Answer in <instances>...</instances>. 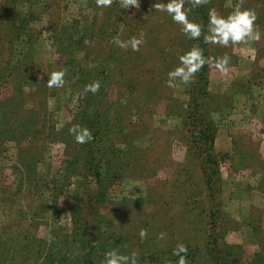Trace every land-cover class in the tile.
<instances>
[{
  "label": "rangeland",
  "instance_id": "374dc122",
  "mask_svg": "<svg viewBox=\"0 0 264 264\" xmlns=\"http://www.w3.org/2000/svg\"><path fill=\"white\" fill-rule=\"evenodd\" d=\"M156 2L160 0H138V8H121L126 16L120 22L130 25L129 37L143 41L139 51L146 63L136 76L140 81L144 75L141 84L146 99L122 109L131 126L125 133L132 135L120 134L115 145L122 148L129 142L138 152L125 158L127 166L111 167L103 181L108 186L104 203L95 204L90 193L93 177H71V185H58L69 158L67 151L78 147L71 134L66 143L53 142L45 134L31 141L37 148L31 164L14 141L17 133L6 122L35 113L45 133L71 128L81 107L77 85L65 75L63 87L49 88L48 76L62 71L68 41L78 44L72 56L81 69L95 66L107 49V43H102L103 52L94 56L101 43L99 32L110 30L114 14L108 8L96 11L82 0H35L30 7L25 2L5 6L0 0V105L7 107L0 109V123L7 127L0 131V264H56L46 254L58 251L62 235L74 229V209L89 227L106 226L116 232L121 253H137V264H178L179 258L173 255L178 244L188 249L185 264H216V257L224 253V241L242 248L235 249L241 260L249 259L254 249L264 251V232H251L249 227L261 217L264 229V0H240L243 8L255 11L261 39L229 47L204 44L208 21H199L192 11L188 18L202 26L204 35L187 43L181 25L165 12L158 16L153 7ZM237 2L211 0L212 8L222 16ZM143 28H155V35L167 28L175 30V41L170 46L161 35L150 38ZM85 29H92L97 39L81 38ZM162 35L166 37L167 32ZM187 44L204 48L207 60L206 81L198 83L195 91L198 101L199 87L204 86L205 105L191 115L185 104L199 72L189 84L177 81L174 89L165 83L167 73L178 66L179 56L187 52ZM225 55L230 58L229 70L221 73L214 62ZM206 128L214 135L211 149L201 134ZM76 153L82 167L80 148ZM140 160L154 164L143 166ZM54 189H58L57 198L50 192ZM180 205L188 213H180ZM141 229L147 232L143 240Z\"/></svg>",
  "mask_w": 264,
  "mask_h": 264
},
{
  "label": "trees",
  "instance_id": "16d2710c",
  "mask_svg": "<svg viewBox=\"0 0 264 264\" xmlns=\"http://www.w3.org/2000/svg\"><path fill=\"white\" fill-rule=\"evenodd\" d=\"M82 1L90 3V7H95L96 11L98 10L96 3L91 2L95 0ZM23 2H25L26 5L30 7L35 2V0H4L3 4L7 6V4L10 3V7H12L15 5V3L17 4ZM190 7V2H186V4H184L185 10L190 14V11L198 14L199 21H202L203 23L208 21V10L213 9L211 0H209L208 4L202 7L195 9L191 8V10H188ZM108 10H110L108 12L110 15H112V13L114 14L113 19L110 20V30H104L105 28L103 30L101 29L99 32L100 39H98V41L101 42L100 46L98 47L99 51L96 50L94 53V56H96L98 53L103 52V49L101 48L102 43H107L105 55L100 58L99 62H97L95 66H92L91 69H81L78 63L74 61L72 56L74 45L78 44H74V41H68L64 47V54H66L68 57L63 55L66 57V60L60 68V70L64 71L65 75L71 77V79L69 78L68 80H74L75 84L77 85L78 94L80 96L81 107L75 114L74 125L79 124L83 127H87L92 132L93 139L90 142L84 144H78L74 140V144H78V147L74 145V147H71L67 151L69 158L66 159L67 161L65 160L67 165L63 170L64 172L61 176V180L58 179V185L60 187L71 185L73 183L71 177H93L95 179V183L93 188H90V193H92V199L94 200L95 204L104 203L103 199L105 198V193L108 189V186H106L103 181L107 178V173L111 167L115 166L118 170L120 166H127L129 161H126L125 158L129 156L130 159L132 156H134V153L138 152L136 147L134 148V146L129 142L122 148L116 147L115 145V140L119 139L120 134L127 138H130L128 135H132V132H130V134L125 133V131L129 130L131 126L128 125L127 118H123L122 109L123 107L127 106L133 107L138 103V101L141 103L146 99V96L143 95V84H141V80L144 79V75L141 74L140 81L139 77L136 76V74L139 75V73H137V69L142 67L146 63V60L144 56L140 54L139 50L133 51L130 47L128 49H122L113 43L114 38L125 41L130 39V31H128L130 30V25L126 24L125 22H120L122 17H125L126 14L125 11L123 13V10L119 7L117 0H113V3L110 7H108ZM158 16L161 17L160 11H158ZM191 16L193 15L191 14ZM93 25L94 24L91 26ZM163 29L165 30V28ZM142 31H146V28H143ZM163 32H167L166 37H163ZM146 33L151 34L148 36L150 38H155L158 35H161L163 41L164 38H168V44L172 46L177 32H175V30L170 31L167 28L165 31L160 30V34L158 33L155 35V28H151L149 31H146ZM202 33L204 35L203 30ZM85 35H88V39H86V41L94 37L97 39L98 36L97 34L95 36L92 29H85L81 38L84 39ZM203 35L201 34V39H203ZM108 41H110L109 44ZM187 41V43H190L192 39L187 37ZM78 43H80V41ZM190 49H192V46L190 47L187 44V51ZM202 52L205 56L206 52L204 48H202ZM93 60L94 59L91 60V64H93ZM93 68L95 69L94 73L92 72V70H94ZM206 70L207 68L204 65L197 74V83L192 85L189 89L187 99L188 101L185 104V108L190 115L193 114L196 108H202L205 105L203 99L206 95L204 94V86L199 87V91H201V97L198 101L195 97V91L196 85L198 83H204L206 81ZM97 81L100 83L99 91L96 93L84 91L86 85ZM6 108L7 107L5 105H0V109L3 111ZM113 114L115 115L114 120L111 118ZM38 118L39 116L34 113V116L31 117H23L20 115L14 117L13 119H9V121L6 122L9 130L13 134L17 133L18 137L16 136L14 141L16 144H18V146H20V152H23L28 158L31 159V164L37 154V148L34 149L32 147V144H30L31 141H38L42 139L43 135L45 134V137L53 139V142L62 141L66 143L68 137L70 136L68 128H65L59 132H55L54 134H49L52 133L51 131L45 133L46 130L44 124L40 125ZM119 125L122 126L121 130L117 129ZM2 127H4V129H2ZM208 129L209 128H206V131L202 130L201 134H203V138L208 140V148L211 149L214 135L213 132L209 131ZM1 130H7L5 124L0 123V131ZM79 148L81 151L79 155H82L81 157H83L81 162L83 163L82 167L86 169V174L82 173V167L79 164L80 160L76 153V150ZM143 156L146 157L145 155ZM119 157L122 158L121 162L123 161V163H119L117 161ZM116 161L117 164H115ZM139 163H143V166L147 167H150L154 164L153 161L148 163L145 162V160H140ZM78 164L80 165V168ZM210 173L211 170L208 171V174ZM23 179L24 177H21L20 181L22 182ZM52 191V196L57 198L58 189L50 190V192ZM187 205L188 202L186 203V206ZM179 211L180 213H188L185 205H180ZM71 219L73 221L74 229L71 230L70 234L67 233L62 235V238L57 245L58 251L51 252V250H49L48 254H46L48 257H53L56 261V264H104V254L105 252L109 251V249H116L121 253V250L119 249L120 246H118L120 240L116 237V232L112 231L111 228L109 231V228L106 226L101 228H99L98 225L89 227L88 222L84 216L80 214L78 209L72 210ZM249 227L251 228V232H264V229L262 228L261 217L252 220L249 223ZM213 241L214 244L217 245L215 239H213ZM68 244H72V247H69ZM221 246H223L224 253L221 256L216 257V264H233L234 262L236 264H264V251L259 248L253 250V254L249 259L241 260L239 256L238 258L235 256V249L242 250L240 246L229 245L226 243V241L223 243L221 242ZM74 251V259L71 258V262H67L68 257H71V254H73ZM57 253H60L61 255L58 256ZM188 255H185V257ZM80 259L81 262H79ZM232 261L233 263H231Z\"/></svg>",
  "mask_w": 264,
  "mask_h": 264
},
{
  "label": "clouds",
  "instance_id": "9594fccd",
  "mask_svg": "<svg viewBox=\"0 0 264 264\" xmlns=\"http://www.w3.org/2000/svg\"><path fill=\"white\" fill-rule=\"evenodd\" d=\"M191 8H199L209 3V0H189ZM98 8H108L113 0H95ZM121 8L128 9L130 6L139 7L138 0H120ZM156 11L167 13L173 22L182 26L181 31L192 40L199 39L202 34V26L199 23L190 21L188 12L184 8V0H167V2H156L153 5ZM257 16L255 11L242 7L240 0L234 6L233 10L227 15L217 14L215 9L208 10L207 32L204 35V43L220 45L222 47L235 46L248 41H259L261 33L256 30L255 22ZM142 40L130 38L129 40L113 39V43L122 49L129 47L133 51H138ZM230 58L225 55L214 62V67L221 73H227L229 70ZM207 63L203 52L198 47H193L179 56V64L167 73L166 85L169 88H176L177 81L183 84H189L197 72ZM65 73L64 71H54L48 76L47 86L49 88L63 87ZM100 83L94 82L86 85L85 92L96 93L99 91ZM69 133L78 144L90 142L93 139L92 132L79 124L69 128ZM147 235L146 230L141 229L139 236L143 240ZM161 239L164 233L160 234ZM188 249L183 244H178L173 249V255L179 258L178 264H185V255ZM104 264H137V253L131 255L120 253L116 249L109 250L104 254Z\"/></svg>",
  "mask_w": 264,
  "mask_h": 264
}]
</instances>
